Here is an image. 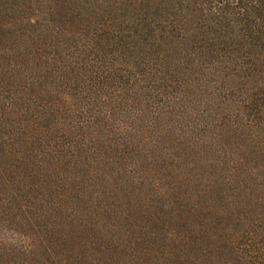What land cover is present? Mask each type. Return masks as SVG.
<instances>
[{
	"label": "rangeland",
	"instance_id": "374dc122",
	"mask_svg": "<svg viewBox=\"0 0 264 264\" xmlns=\"http://www.w3.org/2000/svg\"><path fill=\"white\" fill-rule=\"evenodd\" d=\"M234 3L0 0V264H263L264 55L226 45Z\"/></svg>",
	"mask_w": 264,
	"mask_h": 264
},
{
	"label": "trees",
	"instance_id": "16d2710c",
	"mask_svg": "<svg viewBox=\"0 0 264 264\" xmlns=\"http://www.w3.org/2000/svg\"><path fill=\"white\" fill-rule=\"evenodd\" d=\"M247 1L248 4L244 8L240 7L239 4H238L239 7L237 8L236 7L237 3L231 4V6L234 8V9L232 8L234 10L233 13L241 16L237 19L239 25L241 26V21H244L245 25L242 29L240 28V31H238L239 33L236 32L233 35V37L230 38L229 41H227L226 45L235 47L236 51L243 50V48H240L239 46L247 47L249 49L248 53H245V55H243V60H245L244 62H246L249 59V63L247 62L248 64L247 68H249L250 70V68L251 69L258 68L257 62L261 61L262 60L261 58L264 55V0H247ZM244 11H246V13H244ZM208 12L217 15L218 8L214 7V9H212L210 7ZM203 13L204 12H202V14ZM79 124H80L79 128L81 129V131L78 132L74 137L77 143L79 141L78 138L83 137L85 135V130L87 128L86 126L83 125L84 123L82 121L81 122L79 121ZM76 129L77 128L72 127L71 135H74ZM69 142L70 143L68 145H70V147L72 146L74 147L76 145L75 141L72 139L69 140ZM2 153H5L6 156L13 158L10 154H8V152H5V149L4 150L2 149ZM17 160H20L22 165L25 167V156L24 158L18 156ZM2 164L4 163L0 161V165ZM12 167H14V165ZM16 168L19 169L18 164ZM14 175L16 174L13 173V176ZM3 181L7 183L9 179L7 181V179L5 178L3 179ZM1 184L3 183L1 182ZM262 260L264 261V259Z\"/></svg>",
	"mask_w": 264,
	"mask_h": 264
}]
</instances>
